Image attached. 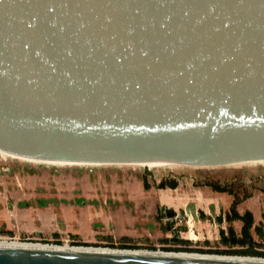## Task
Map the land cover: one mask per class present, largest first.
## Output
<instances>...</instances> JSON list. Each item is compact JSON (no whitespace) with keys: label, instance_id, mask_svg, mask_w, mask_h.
I'll list each match as a JSON object with an SVG mask.
<instances>
[{"label":"water","instance_id":"1","mask_svg":"<svg viewBox=\"0 0 264 264\" xmlns=\"http://www.w3.org/2000/svg\"><path fill=\"white\" fill-rule=\"evenodd\" d=\"M0 151L89 164L264 160V0H0ZM0 264L264 258L3 245Z\"/></svg>","mask_w":264,"mask_h":264},{"label":"rangeland","instance_id":"2","mask_svg":"<svg viewBox=\"0 0 264 264\" xmlns=\"http://www.w3.org/2000/svg\"><path fill=\"white\" fill-rule=\"evenodd\" d=\"M172 181L175 188L158 187ZM209 184L231 186L229 191L241 200V211L247 209L252 215L249 232L254 243L245 239L242 244L247 249H228L232 244L219 242L218 224L211 218L196 220L192 228L198 240L192 245L212 251L197 253L264 258L243 255L255 253L252 246L264 254V162L171 163L145 168L139 163H55L0 154V238L70 247L123 249L118 246L124 245L130 250L184 252L170 248L180 244L164 240L171 236L166 232L170 222L158 218L157 210L163 206L179 210V205L171 206L176 198L180 205L188 202L187 208L193 199L206 205L216 199ZM218 196L219 203L230 200L228 194ZM185 225V219L173 222L177 228ZM229 225L239 233L240 222L222 224L225 230Z\"/></svg>","mask_w":264,"mask_h":264},{"label":"flooded vegetation","instance_id":"3","mask_svg":"<svg viewBox=\"0 0 264 264\" xmlns=\"http://www.w3.org/2000/svg\"><path fill=\"white\" fill-rule=\"evenodd\" d=\"M207 187L210 188V192L214 193L215 195H221V194H228V196L230 197V203L228 205L227 208H223L222 206H219L218 208L214 205H207L206 209H202L200 207H195L194 203H192L191 207H188L187 209H179V210H174L171 207L167 208L165 206L163 207H159L157 210V216L160 219H165L168 222H170L169 226H166V232H169L171 234L170 237L166 236L164 238L165 241L167 242H174L175 244H180L178 247H170L173 250L176 251H184V252H194V254H202V253H197V252H211L212 251H205L204 249L195 247V245H192V241H196L198 240V238L194 235V231H193V221H198V222H202V221H209V219H212L213 223L218 224L217 227V234H218V239L219 242L222 245H231V241L233 239L235 240H248L251 243H254L252 241V237L250 235L249 232V228L247 230V235H243L242 232V228L245 224V221L242 220L241 218H237V217H242L245 215V213H250L248 210H246L243 215L238 214L237 212V205L241 202V200H237L236 199V195L233 194L231 191H229L231 186H226L223 187L222 185H208ZM172 189V188H171ZM193 212L195 213L194 215ZM214 214V215H213ZM235 215H237L235 217ZM251 215V213H250ZM182 219H185V227H179L177 228L176 226H173V222L176 221H180ZM251 219H252V215H251ZM233 221H238L241 223V227L239 229V233L236 234L234 232V229L229 225L227 227V229L225 230V227L222 226L223 223H229V222H233ZM190 230V231H189ZM31 243V242H29ZM37 243V242H36ZM194 243V242H193ZM195 244V243H194ZM237 246L236 248H240V249H236L237 251H241L242 249L245 250L246 245L237 242L235 244H232L231 246H229L228 249H231V247ZM74 247V246H72ZM80 247V246H79ZM82 247V246H81ZM181 247V248H179ZM252 251H256L255 253H243V255H264L261 253H258L259 250H257L255 248V246H252ZM136 251H143V250H136ZM159 251V250H158ZM157 251V252H158ZM161 252V251H160ZM164 252V251H162ZM184 252H166V253H184ZM217 252V251H216ZM213 252V253H216ZM217 253H226L224 255H228V256H235L237 254L240 253H234V255L232 253H228V252H217ZM223 255V254H222ZM238 257H249V256H238Z\"/></svg>","mask_w":264,"mask_h":264},{"label":"bare ground","instance_id":"4","mask_svg":"<svg viewBox=\"0 0 264 264\" xmlns=\"http://www.w3.org/2000/svg\"><path fill=\"white\" fill-rule=\"evenodd\" d=\"M1 156H11V157H17V158H22V159H26V160H31V161H39V160H35V159H31V158H25V157H20V156H16V155H12L3 151H0ZM44 162H55V161H44ZM249 162H264V160H258V161H249ZM55 163H75V162H55ZM243 163V162H241ZM141 165H143L144 167L148 168L151 167L153 165H164V164H171L170 162H143V163H139ZM92 165V164H91ZM3 245H20V246H48L50 244L44 245V244H39V243H29V242H20L17 240H8L5 238H0V246ZM58 247H63V248H71V249H88V250H109L110 248H93V247H70V246H58ZM136 252H142L145 253L147 251H136ZM157 252V251H156ZM160 251H158L157 253H159ZM168 254H175V253H168ZM178 255H190V256H196V255H201V254H186V253H176ZM230 257V256H229ZM233 258L236 259H256L255 258H250V257H238V256H232ZM260 258V257H259Z\"/></svg>","mask_w":264,"mask_h":264},{"label":"crops","instance_id":"5","mask_svg":"<svg viewBox=\"0 0 264 264\" xmlns=\"http://www.w3.org/2000/svg\"><path fill=\"white\" fill-rule=\"evenodd\" d=\"M216 196V199L215 200H213V201H210V202H208V204H206V205H204V203H197L196 202V200H194L193 199V203H194V205L196 206V207H200V208H202V209H206V206L207 205H214V203L216 204V205H214L215 206V208L217 207H219V206H222L223 208H227L228 207V205H229V203H230V200H227L226 201V199L224 198V203H219V196L218 195H215ZM172 197V196H171ZM172 198H174V197H172ZM200 202V201H199ZM188 203V202H187ZM187 203L185 204V205H180V202L178 201V199L176 198V200H175V203L173 204V205H171V206H177V205H179L180 207V209H187ZM241 205V202L237 205V207H236V209H237V212H238V214H240V215H243V213L247 210H245L244 209V211L242 212L241 211V207H239ZM249 211V210H248ZM250 212V211H249ZM195 213L193 212V214L192 215H194Z\"/></svg>","mask_w":264,"mask_h":264},{"label":"trees","instance_id":"6","mask_svg":"<svg viewBox=\"0 0 264 264\" xmlns=\"http://www.w3.org/2000/svg\"><path fill=\"white\" fill-rule=\"evenodd\" d=\"M175 186H176V183L174 182V181H172V182H170V183H160L159 185H158V187L159 188H165V187H168V188H175ZM237 215H235V217H236ZM237 218H241L242 220H244L245 221V224H244V226H243V228H242V232H243V235H247V230H248V227L250 226V224H251V222H252V219H251V215H250V213H245V215L244 216H242V217H237ZM237 242H240V243H243V240H241V239H239V240H235V239H233L232 241H231V243L232 244H235V243H237ZM82 245H86L85 243L84 244H82ZM119 248H131V247H129V246H124V245H120V246H118ZM255 254H257V253H255Z\"/></svg>","mask_w":264,"mask_h":264}]
</instances>
